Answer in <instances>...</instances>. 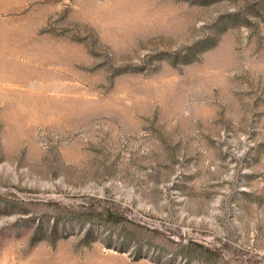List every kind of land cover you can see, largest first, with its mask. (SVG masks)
<instances>
[{"label":"rangeland","instance_id":"1","mask_svg":"<svg viewBox=\"0 0 264 264\" xmlns=\"http://www.w3.org/2000/svg\"><path fill=\"white\" fill-rule=\"evenodd\" d=\"M0 264H264V0H0Z\"/></svg>","mask_w":264,"mask_h":264}]
</instances>
